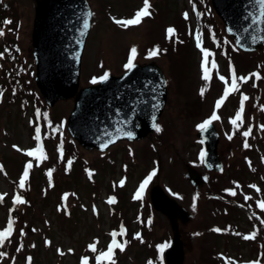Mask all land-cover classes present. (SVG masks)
Returning <instances> with one entry per match:
<instances>
[{
	"label": "rangeland",
	"instance_id": "374dc122",
	"mask_svg": "<svg viewBox=\"0 0 264 264\" xmlns=\"http://www.w3.org/2000/svg\"><path fill=\"white\" fill-rule=\"evenodd\" d=\"M87 2L91 23L80 85L93 84L94 78L99 82L105 73L122 74L135 48L133 64L154 61L166 77L167 99L157 125L161 130L136 142H119L104 153L82 149L66 129L72 99L48 107L33 81L35 0H0V84L5 85H0V231L13 221L11 236L0 245L5 253L0 264H82V258L97 264L96 256L107 251L113 232L123 250H114L112 264H164L162 253L172 233L165 217L150 206L152 182L190 214L180 225L184 264H264V208L259 207L264 204V148L261 143L253 150L248 147L252 130L257 140H264V48L239 51L210 0H149L150 15L130 26L115 21L134 18L144 0ZM169 28L174 29L171 36ZM197 34L201 47L211 53L208 80L203 79ZM154 50L158 54L150 55ZM7 65L13 80L2 75L8 74L3 70ZM233 74L237 90L217 108ZM242 96L247 99L234 125ZM214 112L217 119L211 120ZM206 120L219 133L221 173L208 174L202 168L204 148L196 132ZM38 145L41 158H36L39 152L26 154ZM28 163L33 166L20 187ZM187 164L206 175L202 189L194 190L186 180ZM153 172L136 199L141 183ZM246 181H253L252 186L238 184ZM16 196L24 203H14Z\"/></svg>",
	"mask_w": 264,
	"mask_h": 264
},
{
	"label": "water",
	"instance_id": "95a60500",
	"mask_svg": "<svg viewBox=\"0 0 264 264\" xmlns=\"http://www.w3.org/2000/svg\"><path fill=\"white\" fill-rule=\"evenodd\" d=\"M210 2L239 49L257 51L264 47V4L260 0ZM34 12L31 43L35 85L50 107L59 100L73 99L66 124L70 136L85 150L103 152L119 141L140 140L152 133L166 102L161 68L155 62L134 64L121 75H107L97 84L80 86L81 56L91 20L87 1L35 0ZM129 131L131 138L123 134ZM196 135L205 146L204 167L221 171L214 125L208 124ZM109 139L113 142L108 143ZM186 177L194 185L205 181L191 166L186 168ZM149 199L153 209L166 217L172 232L164 250L165 264H183L178 221L187 222L189 214L159 185L151 186Z\"/></svg>",
	"mask_w": 264,
	"mask_h": 264
},
{
	"label": "snow or ice",
	"instance_id": "6c2138e0",
	"mask_svg": "<svg viewBox=\"0 0 264 264\" xmlns=\"http://www.w3.org/2000/svg\"><path fill=\"white\" fill-rule=\"evenodd\" d=\"M260 3L264 4V0H260ZM149 7H150L149 0H144L143 7L135 13L134 18L128 19V20H124V21L116 20L115 22L117 24H121L123 26H130V25L139 24L143 17H146V16L150 15ZM185 18H187V13L185 14ZM4 23L5 24H9V23H11V21L5 20ZM87 26H88L87 25V21H85L83 27L86 28ZM167 33L169 34V36H171V34L174 33V29H172V28L167 29ZM3 34L4 33L2 31H0V35H3ZM196 47L198 49H200V51L202 52L201 68H202L203 73H204L203 79L204 80H208L209 79V68H208L207 65L209 63V59L208 58L211 55V53L201 47L199 34H197V36H196ZM156 54H158V50H154V51H152L150 53V55H156ZM135 55H136V49L132 48L130 50V55L128 57V61L124 65L125 69H131L132 67H134L133 60H134ZM211 66H212V68L216 67V64H215L214 61H212ZM219 78L222 81L225 79L223 76H220ZM100 79L101 80H106L107 79V73H105V75L103 77H101ZM241 79H243V78H241ZM96 82H97V80L94 78L92 80V83H96ZM236 90H237V81H236V78H235V76L233 74V79H232V82H231V88H229V87H225L224 88V95L221 97L220 100H218L216 102V107L219 108L221 106V104L223 103L224 98H226L229 95L230 92H233V91H236ZM201 94H203V89L201 90ZM246 99H247L246 96H242L241 97V102H240L241 103V109L237 111L235 119H233L231 121L232 124L235 125L237 123V121L241 120V114H242V111H243V103H244V100H246ZM215 119H217V116H216V114L214 112L212 117H211V120H215ZM211 120L204 121L198 127L200 129H205L207 127V125L209 123H211ZM155 127H156V131L157 132H159L161 130L159 128V126H155ZM117 131H122V130L118 129ZM123 134L128 136L129 138L132 137V132H130V131L129 132H124ZM243 135L244 136H248L249 133L248 132H244ZM34 139L37 140V141L40 139V129L38 127L36 128V136L34 137ZM111 142H113V141L111 139H109L108 143H111ZM104 146L106 147L107 143H105ZM245 147H247V144H245ZM37 152H39L41 154V156L36 157L37 159H39V158H41L43 156L42 149H41V147L39 145L37 146L36 149L28 151L26 154L28 156L32 157V156H35ZM200 156H201V159H202L203 156H204L203 151L200 153ZM69 163H71V162H69ZM32 166L33 165L31 163L26 164L24 172H23V178L19 182L20 187H24V181L27 179V177L29 175V169L32 168ZM48 175L51 176V172H49ZM152 175H155V173L153 172L143 183H141V185L139 187V190L135 194V198L136 199H140L141 198L145 187L147 186L149 180H151V178H152ZM121 183H123V182H121ZM0 199H2V197H0ZM111 202L112 201H109V203H111ZM14 203L23 204L24 201L19 196H16L14 198ZM260 207L264 208V204H261ZM12 226H13V221L11 219H9L8 224H7V228L4 231H0V245H3L5 240L8 237L11 236V234H12ZM123 232H124V230H123V228H121L120 234H123ZM21 234H23V230H21ZM111 235H112L113 239H112L111 243L108 245L107 251L101 252L98 256H96L97 264H104V261H106V260L108 261V264H112L111 257H112V255L114 253V250L117 249V248H119L121 251L123 250V245L117 243V241L115 239V236L117 235V233L113 232V233H111ZM245 238L248 239V238H251V237H245ZM89 248L93 252L96 251L95 245H89ZM19 250L20 249L18 248L17 251H19ZM69 251H71V249ZM60 254L63 255L62 252ZM3 255H5V253H0V256H3ZM29 260H30V258H29ZM82 264H87V258H82Z\"/></svg>",
	"mask_w": 264,
	"mask_h": 264
},
{
	"label": "trees",
	"instance_id": "16d2710c",
	"mask_svg": "<svg viewBox=\"0 0 264 264\" xmlns=\"http://www.w3.org/2000/svg\"><path fill=\"white\" fill-rule=\"evenodd\" d=\"M1 11H3V10H1ZM1 11H0V12H1ZM2 15H3V14H2ZM2 15H0V17H1ZM2 17H3V16H2ZM2 42H3V41H2ZM3 53H4V52H3ZM4 54H5V53H4ZM5 69L8 71V74H6V75H5V72L2 73V71L5 70ZM3 70L1 71L2 75H4L6 78H10L11 80H13V74H12V68H11V66L7 65ZM0 75H1V74H0ZM0 85H1V86H5L3 82H1ZM249 139H250L251 141L254 140V141H252L251 143H249V149H250V150L255 149L257 146L260 145V143L263 145V148H264V143H263V142H259V141H261L262 138H261L260 140H259V139H258V140L253 139V133H252ZM246 151H247V150H246ZM247 152H248V151H247ZM246 156L249 157V155H246ZM255 167H256V166H254V169H255ZM254 171H255V170H254ZM251 182H253V181H251ZM236 199H239L237 202H240V198H236ZM201 258H203V257H201Z\"/></svg>",
	"mask_w": 264,
	"mask_h": 264
}]
</instances>
